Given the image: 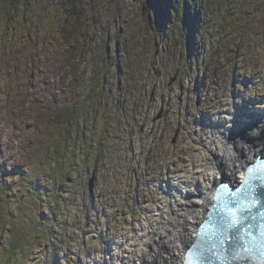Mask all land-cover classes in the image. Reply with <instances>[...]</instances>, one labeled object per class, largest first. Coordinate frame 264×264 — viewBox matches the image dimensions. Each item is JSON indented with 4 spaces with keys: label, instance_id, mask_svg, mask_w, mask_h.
<instances>
[{
    "label": "rangeland",
    "instance_id": "374dc122",
    "mask_svg": "<svg viewBox=\"0 0 264 264\" xmlns=\"http://www.w3.org/2000/svg\"><path fill=\"white\" fill-rule=\"evenodd\" d=\"M3 1L0 0V4ZM5 1V7L10 3L13 15L31 10L35 11V20L42 15L38 3L44 0ZM46 1L56 4V10L44 11L46 15L43 14L36 38L50 47L47 53L57 72V77L53 78L60 83L63 79L70 82L69 86L67 81L65 87H61L53 100L58 105L48 103L47 108H53L61 132L67 135V131L72 142L80 146L72 106L78 78L84 74L79 94L90 92L93 85L90 97L95 99L106 94L107 98L100 112L94 111L89 119H85L87 112L92 111L86 110L88 104L82 103L80 107V127L94 138L93 144H99L100 156L98 151L92 150L91 156L83 160L78 157L85 153L76 155L69 148L66 164L72 174L68 177L62 173L63 177H55L46 160L38 164V172L44 170L39 172V186L45 191L41 195L42 205L34 203L22 212L16 205L10 207V214L19 220L18 227L6 228L0 235L6 241L8 232L15 230L25 243L9 264H17L19 257L23 264H112L119 262L120 257H128L125 252L128 246H134L133 254L143 251L147 237L155 234L164 222L162 218L173 217L175 200H187L201 186L205 188L209 184L212 169L218 162L215 155L225 151L226 143L231 144L232 139L247 137L248 134L238 129L252 128L250 115L258 119L264 114V32L254 38L249 49L232 42L221 57H215L224 42L204 29L203 26L214 23L211 19L207 22V16L214 14V18L225 25L226 35L233 29L227 19H222L221 9L217 12L214 6L206 4L208 9L204 8L201 16L204 22H199L198 26L200 57H191L186 46H176L185 34L183 19L189 16L191 34V24L196 23V9L186 12L185 3L172 0ZM175 10L179 11L178 15ZM167 11L171 13L168 15ZM227 18L234 22L233 11ZM166 20L174 22L173 26L168 27ZM0 22H3L2 15ZM170 28L174 33L164 38L162 32L166 34ZM192 29L198 28L193 26ZM7 34L5 43L0 36V53L5 51V44L13 40H9ZM20 34L28 35L26 39L34 36L29 32ZM38 46L40 49L39 43ZM238 49L240 57H234ZM46 57L42 54L38 60L45 68ZM1 82L5 84L2 79ZM31 82L45 88L39 76ZM8 88L6 84L5 91ZM5 91H0V101L8 99ZM26 92L32 94L30 89ZM3 109L0 108V140L4 139V146L0 147V167L12 168L18 176L19 184L10 179L15 185L10 187L20 197L21 174H26V167H32L26 150L32 137L25 128L24 118L9 110L2 114ZM61 144L64 147V142ZM89 179L96 183L95 189L88 186ZM51 180H66L65 190L48 195ZM189 181L195 186L185 192ZM0 182L5 183L2 179ZM53 190L57 191V187ZM64 195L71 197L69 206ZM34 208L36 211L32 214ZM0 209L5 213L7 206L1 205ZM32 224L39 225L37 230ZM3 244L0 238V245Z\"/></svg>",
    "mask_w": 264,
    "mask_h": 264
},
{
    "label": "bare ground",
    "instance_id": "6f19581e",
    "mask_svg": "<svg viewBox=\"0 0 264 264\" xmlns=\"http://www.w3.org/2000/svg\"><path fill=\"white\" fill-rule=\"evenodd\" d=\"M185 4L187 5L186 12L190 10L192 13V10L194 9L193 3L191 1L185 0ZM43 14L46 15L44 11L42 12V15ZM194 17L196 19V23L193 22L195 24L193 23L191 24V32L193 31V34H195L197 30H199L198 27L199 22L202 21L201 18L196 17V13ZM193 26L197 27L198 29L193 30L192 29ZM26 28L29 29V27ZM15 34H17L18 36L16 40H15ZM27 36L28 35L21 36V34L19 32H15L14 29L8 31L7 37L9 38V40L12 39L13 40L11 43H8L7 45L16 44L17 46H20L21 49L18 50L20 52L19 59H24V58L30 59L34 64L36 61L39 60L40 55L45 54L49 56V53L39 51V46L36 41H30L33 39V37L26 39ZM21 50H26V51L22 52ZM31 72L32 74H34L35 77L39 76L40 80L44 81L42 82V85L44 87L47 86V82H45L43 75H41L40 73H38L36 70L33 69L31 70ZM30 91L32 93H35L34 90L30 89ZM25 94L26 97L31 96V94H29L28 92H26ZM45 105H46L45 108L47 109V103H45ZM250 116H252L251 119H249V122L252 123V128L250 127L247 130L250 132V134L247 133V131H242L243 128L242 129L237 128L243 134H248L247 137L241 136L238 139H232L231 144L230 142L226 143L225 151L221 150L218 152L219 154L217 153L215 155L217 156L216 159L218 162L215 165L214 169H212L213 170L211 174L212 178L210 179L209 184L205 188L201 186L198 192H196V194H193L192 196H189L187 200L185 199L183 201L181 199L175 200L176 206L173 210V217L162 218L164 222L162 223L161 226H159L155 230V234L147 237V240L145 239L146 243H145V249L143 251L141 252L136 251L133 254L131 251H133L134 246H131V248H128L129 247L128 246L125 249V252L128 254V257L127 258L126 256H124L123 258L120 257L119 262H113L112 264H182L185 251H183L184 245L180 242V239H178V237L181 235V233L185 231L184 225L185 224L191 225L193 223V220L197 218L196 214H199L200 218H204V214H205L204 208L206 207L208 209L210 203H212V198H213L212 193L214 192L217 184L222 182L229 184V187L223 188V193H222L223 200L227 198L229 193H234L236 191H241L240 193H242L243 190L240 187H242L243 185L242 175L244 173V169L249 168L250 166L248 165L251 164L252 162H253L252 164L253 166L255 162L254 160L257 156L260 155L264 157V114H262V116L258 118L260 120L257 119L256 115H250ZM45 120L46 121L43 127L40 128L41 132H39V135L43 136V139L47 141L48 147H50V145L54 143V140H57L55 142H59V143L63 142L64 141L63 138H65L67 135H64L63 133L62 136L61 133H59L58 135L50 134L49 131L52 129L51 118L45 116ZM45 160L47 161L49 167H51L52 170L54 171L53 174L56 177V169L54 168V165L52 164L50 157L46 156ZM261 163H264V160H262ZM258 168H262V166H259ZM64 169L66 172H69V168L66 164L64 165ZM43 171L44 170H39L40 173H43ZM262 173H264V171H261L257 175L263 177L264 174ZM194 186L195 185L191 181H189L188 184H185V188L187 189L185 192H189L190 190H193ZM39 188L42 195L45 194V191L40 186ZM188 231H193V230L191 227H189ZM193 239H195L194 231H193ZM116 259L117 257L115 258V260Z\"/></svg>",
    "mask_w": 264,
    "mask_h": 264
},
{
    "label": "snow or ice",
    "instance_id": "6c2138e0",
    "mask_svg": "<svg viewBox=\"0 0 264 264\" xmlns=\"http://www.w3.org/2000/svg\"><path fill=\"white\" fill-rule=\"evenodd\" d=\"M247 173L242 185L244 191L240 196L229 193L222 201V207L227 211L215 221L212 230H208V225L212 223L210 214L206 218L196 214L197 218L191 225H184L185 231L178 237L184 245L183 251L206 262L243 260L251 258L253 253L262 256L264 213L254 212V209L258 202L264 200V192L257 194V189L264 186V178L253 175L251 167L247 168ZM204 211L207 212L206 207ZM189 227L197 233L195 240L193 231H188Z\"/></svg>",
    "mask_w": 264,
    "mask_h": 264
},
{
    "label": "trees",
    "instance_id": "16d2710c",
    "mask_svg": "<svg viewBox=\"0 0 264 264\" xmlns=\"http://www.w3.org/2000/svg\"><path fill=\"white\" fill-rule=\"evenodd\" d=\"M177 1L178 3H185V0H172ZM191 1L194 5V8L196 9V17L201 18L202 13L204 12V8L207 6H214L217 9V12L219 9L222 11L220 12L222 19L228 20L227 24L230 26L233 31L230 32L229 35L225 34V25L221 24L214 18V14L209 15L210 19L214 22L212 24H208L207 26H203L204 29H208L210 33H214V36L217 35L219 39L223 40V44L220 45L219 49L215 52V57H221V55L224 53V51L227 49H230L232 42H235L236 45L241 44V47H245L246 49H249L250 46L254 43V38H259L262 33L264 32V0H188ZM9 3V2H7ZM6 1L4 0L2 4H0V15H5V22L9 20L7 24L1 25L2 27H8L13 23L12 21H16V24L14 26L10 27H19L24 26L19 24V21L22 22H40L38 20H34V13L32 14V10L28 11L26 13L21 12L20 15L16 16L12 14V8L9 9L10 3L6 5ZM228 4L231 5V9L228 8ZM58 5V4H57ZM5 8V9H4ZM38 8L41 9V11H45L47 9L54 8L56 10V4L50 3L46 0H44V3H38ZM4 9V10H3ZM175 9V8H174ZM208 8H206L207 10ZM230 10V11H229ZM234 14V22H229V19L227 18L230 14H232V11ZM176 14H179V11L175 10ZM168 15L169 11L166 12ZM173 13V12H172ZM44 15L38 17V19L42 20ZM207 16L206 21L209 22L210 19ZM32 18V19H31ZM188 19L189 16L186 19H183V28L185 34L183 37L179 40V42H176L177 45H183L187 46L188 43L191 44V57H200V53L198 51V36L195 42H192V37L194 34L189 33L188 29ZM232 19V18H231ZM26 20V21H25ZM235 20L237 22H235ZM239 20H241L239 22ZM185 21V22H184ZM48 22H53V20ZM201 22H204L203 19ZM10 23V24H9ZM166 23L169 27V25L174 22H170L166 20ZM202 26V24H201ZM164 35V31L162 32ZM167 36L174 33L173 28H170L166 31ZM196 34L198 35V30L196 31ZM165 36V38H167ZM191 38V39H190ZM239 53V55H237ZM234 57H240L239 49L234 52ZM13 228V226H12ZM11 244L8 246V249L10 251H15L18 246L22 245V243H18V240L16 241V238L11 236ZM17 251V249H16Z\"/></svg>",
    "mask_w": 264,
    "mask_h": 264
},
{
    "label": "water",
    "instance_id": "95a60500",
    "mask_svg": "<svg viewBox=\"0 0 264 264\" xmlns=\"http://www.w3.org/2000/svg\"><path fill=\"white\" fill-rule=\"evenodd\" d=\"M176 137H177V134H176V136H175V138H174V140H173V143H175L176 142ZM247 175H248V173H247V169H245V173H244V178H243V181H245V179H246V177H247ZM93 186H94V181H93V179L90 181V187H91V189L93 188ZM219 205H220V202H219ZM205 215V214H204ZM195 257H193V259H194ZM204 262V264H209L208 262H205V261H203ZM219 262H220V264H222V261L221 260H219ZM229 262V260H226L225 261V263H228Z\"/></svg>",
    "mask_w": 264,
    "mask_h": 264
},
{
    "label": "flooded vegetation",
    "instance_id": "af4514ba",
    "mask_svg": "<svg viewBox=\"0 0 264 264\" xmlns=\"http://www.w3.org/2000/svg\"><path fill=\"white\" fill-rule=\"evenodd\" d=\"M79 88H80V82H79V80H78V90H79ZM78 94H79V92H78ZM76 95H77V92H76ZM76 95H75V96H76ZM77 100H79V99H76V101H77ZM208 208H209V207H208ZM207 210H208V209H207Z\"/></svg>",
    "mask_w": 264,
    "mask_h": 264
}]
</instances>
